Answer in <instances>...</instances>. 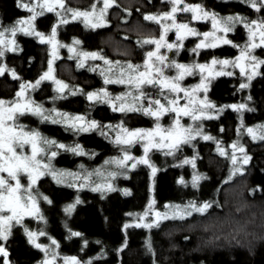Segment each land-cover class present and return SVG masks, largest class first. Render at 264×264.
Here are the masks:
<instances>
[{"label":"trees","instance_id":"obj_1","mask_svg":"<svg viewBox=\"0 0 264 264\" xmlns=\"http://www.w3.org/2000/svg\"><path fill=\"white\" fill-rule=\"evenodd\" d=\"M95 1L65 0V4L73 9L86 10ZM19 2L0 0V26L8 27L16 20L29 16L26 9L17 7ZM185 3L201 4L221 17L238 14L253 20L264 16V9L256 12L243 0H185ZM168 7V0H116L109 9L105 27L92 29L81 21H69L59 25V38L67 44L79 40L83 51L99 53L113 62L143 64L146 53L155 46L139 42L157 39L161 34L160 25L145 20L144 16L158 14L157 11L164 9L168 11ZM57 22L55 13H45L36 19L35 27L47 34ZM193 24L198 29V22ZM227 38L235 45H243L247 40V30L243 24H238ZM14 39L18 50L7 51L0 58V66L16 73V78L7 70L0 76V99L4 100L15 99L22 83L36 82L47 70L51 54L48 44L42 43L36 36L18 32ZM198 39H186L178 55L175 49H164L161 54L167 55L169 61L184 64L210 63L213 58L234 60L240 54V48L232 45L200 49L199 54L193 53L191 49ZM254 55L264 59V48L256 49ZM78 63L76 57L66 53L56 62L58 78L73 90H83L82 93L78 91L76 95H69L66 89L63 95L67 99L56 100L59 112L84 115L102 125H116L123 121L129 129L154 127V119L142 113L126 115L112 111L108 104L89 101L86 94L101 88H106L113 96L129 89L122 84H104V77L100 74L106 67L104 60L89 59L84 67H78ZM91 68L97 70L90 71ZM229 70L233 75L215 77L206 93L208 100L216 106L214 112L218 113V118L202 121L203 134L215 139L204 140L198 136L191 144L184 145L173 160L155 151L152 155L158 169L155 176L149 166H140L126 175L114 166L109 171L117 172L115 177H109L108 171L101 179L99 175H93L92 182L107 178L115 191L69 187L68 184L57 183L50 176L41 180L39 186L52 203L46 200L40 202L44 222L37 229L43 228L46 235L57 242L59 254L77 257L84 264L87 261L91 264H264V141L253 140L246 131L248 127L264 125V65L258 70L261 75L243 90L240 84L249 83L247 77L241 75L238 68ZM165 73L175 75V69ZM199 78L197 74L188 76L184 81L185 84L196 83ZM144 90L151 93V98L159 96L158 89L151 86H146ZM52 91L50 84L43 82L34 92V99L49 103ZM240 103H246L252 111L237 112L224 108L225 105ZM222 108L223 111H220ZM172 119L173 114H167L161 123L168 126ZM22 121L58 143L69 146L79 144L87 153L79 155L60 150L55 157L58 169L70 172L108 170L106 167L110 168V164L105 162L121 153L120 147L113 143L114 131L108 128H104L107 136L100 135L98 131L76 134L65 130L62 124L41 122L40 118L35 120L28 115L22 116ZM182 123H188V120L183 119ZM237 141L245 147L251 160L244 166L243 174L229 180L233 167L230 159L217 151V142L226 150ZM194 156L195 169L182 163ZM194 174L206 177L199 181L197 187L192 185ZM181 178L185 184L179 182ZM77 199L81 203L71 212H65V208ZM189 201L214 203L204 215L194 213L185 220H164L159 227L151 229L134 226V219L141 217L149 204L164 210L166 205H185ZM125 225L133 226L125 228ZM25 227L31 230L37 224L32 219L25 220L12 229V234L5 241L12 264H38L44 256L41 249L29 243ZM71 232L82 235L71 236ZM0 264H4L3 257H0Z\"/></svg>","mask_w":264,"mask_h":264},{"label":"snow or ice","instance_id":"obj_2","mask_svg":"<svg viewBox=\"0 0 264 264\" xmlns=\"http://www.w3.org/2000/svg\"><path fill=\"white\" fill-rule=\"evenodd\" d=\"M243 2L256 12L264 9V0H243ZM115 3L116 0H103V7L99 9H97L96 4H92L90 10L80 11L79 9L67 7L65 0H28V2L20 0L17 7L26 9L30 15L26 19L16 20L13 25L8 27L0 26V58L4 57L7 51L15 52L18 50V45L14 39L18 32L36 36L42 43L47 42L53 47V60L49 61L48 71L40 76L34 84L31 82L22 83L20 90L15 94V99H0V241H7L12 234L14 225L22 224L25 216L44 219L38 206L39 194H34V188L42 177L51 176L57 183L61 184L65 183L68 177H71L73 181L83 179L85 183L81 184L80 187H85L94 174L103 175L100 170H95L81 177L79 173L56 169L52 161L60 150L70 151L79 155H86L87 153L79 144L69 146L58 143L54 139L43 136L36 129H29L27 125L19 123V117L31 114L39 117L41 122L62 124L65 130L76 134L98 131L100 135L107 136L108 133L104 131V128L115 131L113 143L120 147L121 155L111 158L105 163L115 164L119 169L125 171L128 169L130 161L132 162V169H135L140 164L147 165L151 168L152 175L155 176L158 169L149 159V153L153 150L162 151L165 156H174L181 150L182 146L191 144L198 136L204 140L215 139L210 135L203 134L202 124L205 119L218 118L209 114V111L216 107L208 101L206 95L211 79L218 76L233 75V72L224 70L228 65H231L233 68H239L241 75L247 76L249 83L240 84V89L243 90L250 87V82L256 76L261 75L258 69L261 65H264V59L254 55V51L258 48H264V16L253 20L238 14L221 17L218 13L207 10L201 4H186L185 0H168V3L171 4L170 11L144 16L145 20L160 25L161 34L158 39L149 38L139 42L155 46L153 51L146 53V59L143 64H133L131 62L121 64L120 61L113 62L96 52H77L74 47L59 45L60 47H68L69 51L79 58L78 67H84L88 59L104 60L106 67L100 73L104 77V84H122L129 89L113 96L106 88H101L86 94L89 101L108 104L112 111L126 115L128 113H142L154 119V127L129 129L124 126L123 121L116 125H102L94 119L89 120L84 115H72L66 112H59L56 109H45L42 104L26 98L28 89L35 90L45 80H53L57 85V92L61 95L54 97V99H67L63 95L65 89H68L69 95H76L78 91L82 93V89L73 90L63 81L57 80L53 75L54 68L52 63L58 58L56 55L58 46L56 27L69 23V20L65 18L67 14H71L72 20H82L86 27L92 29L105 27L108 9ZM58 9L62 11H58ZM46 12L55 13L59 18L57 25L52 28L48 37H45L44 33L37 31L34 23L37 17L44 16ZM178 13H190L191 21H210L211 31L201 33L190 26L191 21L178 22ZM238 24H243L247 30V40L243 45H235L232 40L227 38L228 33L234 32ZM173 31L175 32L176 42L169 43L167 37ZM218 33L222 35H217ZM6 34L13 37V39H8ZM188 37H202L199 43L191 49L196 54H199L200 49L216 48L221 45L239 47L240 54L235 60L231 61L213 58L210 64L178 63L176 60L169 61L167 55L161 54V49H167L168 51L175 49L178 55L179 51L184 47L183 41ZM73 43L79 45L81 41L74 40ZM217 64L221 65V69L214 71ZM166 69H175V75H166ZM6 70L11 71L13 78H16L15 70L6 69L5 66H0V76H3ZM96 70V68L90 69V71ZM197 74L200 76L198 84L191 87L181 86V82L186 77ZM146 86L158 89L157 94L165 103H162L161 99L151 98V93L144 90ZM165 91H167V95H165ZM200 92L205 93L203 99L199 98L198 94ZM181 93H183V96L180 95ZM181 99H185L186 103L180 104ZM248 99L251 100V96ZM145 102H147V106H145ZM224 108H231L237 112L252 111L246 103L225 105ZM220 111H223V108ZM167 114H173V119L166 127L161 123V120ZM182 117H189L192 123L185 126L181 122ZM241 126L243 127V121H241ZM246 131L253 140L264 141V125H257L254 128L248 127ZM136 144H142L143 146L144 154L139 158L130 154V148ZM53 147L56 150H52ZM26 148L30 149V151H25ZM231 149L232 152L229 154L220 145V142H217L219 154L227 156L233 165L229 180L237 174H243L244 165H247L251 160V156L247 154L245 147L239 141L232 143ZM237 153H240V156H237ZM45 158H47V162H45ZM182 163L190 164L195 169L196 157L184 159ZM117 174V172L113 171L109 172L108 176L115 177ZM22 176H26V184L21 183ZM201 179H206V177L194 174L192 185L197 187ZM179 182L181 184L186 183L183 178ZM225 182L227 183V181ZM68 186L75 187L76 185L69 182ZM92 190L115 191L112 184L108 182L96 184ZM43 199L48 201V203H52L47 196H43ZM79 203L81 201L77 199L74 204L65 208V212H71ZM213 203L205 201L198 204L195 201H189L185 205H166L165 207L170 211L163 213L156 211L152 222L138 223L134 226L151 229L159 227L164 220H185L193 216L194 213L204 215L213 207ZM217 206L219 205L217 204ZM152 207L153 205L149 204L148 210L143 213V217H140V219L148 217L152 212ZM130 226L133 225H125V228ZM24 231L29 243L35 248L41 249L45 254V258L40 261V264H57L59 256V253L55 250L58 247L57 242L55 240L52 241L54 247L50 251L48 246L37 242L39 236L46 235L44 231H30L26 227ZM81 235L79 232H71V236ZM148 247L151 249L150 242ZM9 255L8 249L0 243V257L4 258V264H11L8 259ZM63 260L65 264H81V261L74 256L63 257ZM85 264H91V261H87Z\"/></svg>","mask_w":264,"mask_h":264},{"label":"rangeland","instance_id":"obj_3","mask_svg":"<svg viewBox=\"0 0 264 264\" xmlns=\"http://www.w3.org/2000/svg\"><path fill=\"white\" fill-rule=\"evenodd\" d=\"M94 4H96V7H97V9H99V8H101V7H103V0H99V2H98V0H96L95 2H94ZM110 9V8H109ZM109 9H108V12H109ZM170 9H171V4H170V7H168V11H170ZM80 10V9H79ZM86 10H90V8L89 9H86ZM86 10H80V11H86ZM58 11H62V10H60V9H58ZM108 12H107V14H106V22L108 23V20H107V16H108ZM159 12L160 13H163V12H167V10H162V11H157L156 13H158L159 14ZM47 13V12H46ZM29 15H30V13H29ZM56 15V14H55ZM57 17V16H56ZM27 18V17H26ZM26 18H24V19H26ZM38 18V17H37ZM65 18L66 19H68L69 21H81L82 22V20H72L71 19V14H67L66 16H65ZM57 19H59L58 17H57ZM177 21L178 22H189V21H191V14L190 13H178L177 14ZM195 22H198V29H197V26H194V24L193 23H195ZM35 23V22H34ZM83 23V22H82ZM106 23V24H107ZM206 24V25H205ZM210 24V25H209ZM57 25V24H56ZM55 25V26H56ZM85 25V24H84ZM190 26L191 27H194V28H196L199 32H206V31H211V23H210V21H208V22H205V21H191V23H190ZM87 28H90V27H87ZM204 28H207V29H205L204 30ZM56 31H57V36H56V41L58 42V46H57V48H56V55H57V59H55L54 61H53V63H52V67L54 68V73H53V75L55 76V78L57 79V80H61L60 78H58V76L56 75V68H55V65H56V62L62 57V55L63 54H67L68 56H71V57H76L75 56V54L74 53H72V52H70L69 51V49H68V47H60L59 45H68V46H71V47H74V48H76V51L77 52H86V51H83V49L82 48H80V46L79 45H75L73 42L72 43H69V44H67V43H64L63 41H61L60 40V38H59V26L58 27H56ZM50 34H51V31L49 32V33H47V34H44L45 35V37H48V36H50ZM217 35H222L221 33H218ZM38 38V37H37ZM188 38H197V37H188ZM187 38V39H188ZM199 39H198V43H199V41H200V39L202 38V37H198ZM8 39H13V37H9ZM39 39V38H38ZM158 39V38H157ZM167 39H168V42L169 43H173V42H176V37H175V32L173 31V32H170L169 34H168V37H167ZM40 40V39H39ZM186 40V39H185ZM185 40L183 41V43L185 42ZM41 41V40H40ZM44 43H46V44H48V46L50 47V52H51V54H50V60L49 61H52L53 60V47H52V45L51 44H49V43H47V42H44ZM154 49H155V47H154ZM153 49V50H154ZM152 50V51H153ZM164 49H161V52L163 51ZM182 50V49H181ZM239 56V55H238ZM77 59H78V61H79V58L78 57H76ZM89 60V59H88ZM235 60V59H234ZM231 61V60H230ZM211 63V62H210ZM210 63H207V64H210ZM247 63V62H246ZM188 64H191V63H188ZM48 66H49V64H48ZM229 68H231V69H233V67L231 66V65H228L224 70L225 71H230L229 70ZM221 69V65H219V64H217L216 66H215V68H214V71H219ZM239 69V68H238ZM141 70H143V69H141ZM240 70V69H239ZM259 70V69H258ZM46 71H48V68H47V70ZM45 71V72H46ZM166 71H168L169 72V69L168 70H166ZM44 72V73H45ZM166 75H169V76H172V74H169V73H165ZM174 75V74H173ZM195 76V75H194ZM246 76V75H245ZM247 77V76H246ZM185 79H187V77L185 78ZM184 79V80H185ZM211 79V78H210ZM182 81L181 82V86L182 87H191V86H193V85H196V84H198L199 82H200V78L198 79V81L195 83V81H193V83L192 82H190L189 84H185V81ZM62 81V80H61ZM211 81H212V79H211ZM43 82H47L48 84H50V86H51V88H52V97L49 99V103L48 102H44V101H36L35 99H34V92L39 88V87H41V84L43 83ZM35 83V82H34ZM33 83V84H34ZM65 83V82H64ZM211 83V82H210ZM41 84L35 89V90H32V89H28L27 90V93H26V98H30V99H32V100H34L35 102H37V103H39V104H42L43 105V107L45 108V109H56V107H57V105H56V100H58V98H56V99H54V97H58L59 95H61L60 93H58L57 92V85H56V83L53 81V80H45V81H42L41 82ZM66 84V83H65ZM65 91H66V89H65ZM64 91V92H65ZM166 92V91H165ZM167 93V92H166ZM165 93V95H167ZM181 96H183V93H181L180 94ZM199 98L200 99H203L204 98V96H205V93H203V92H200L199 94ZM153 99H161V98H159V96L158 97H155V98H153ZM209 101V100H208ZM161 102L162 103H165V101L163 100V99H161ZM210 102V101H209ZM184 103H186V100L185 99H181L180 100V104H184ZM49 104V105H48ZM57 110V109H56ZM58 111V110H57ZM215 111V109H212V110H210L209 111V114L210 115H212V116H214V117H216L217 115H218V113L216 112H214ZM31 116L32 118H34L35 120H38L39 119V117H37V116H34V115H31V114H26V115H24V116ZM183 119H187L188 120V123H182V124H184L185 126H187V125H189V124H191L192 123V121H191V119L189 118V117H182V120ZM182 120H181V122H182ZM19 123H21V124H23V125H27L28 126V128L29 129H36V130H38L37 128H33V127H31L30 125H28L27 123H25V122H23L22 121V116L21 117H19ZM165 126V125H164ZM167 127V126H166ZM39 131V130H38ZM40 132V131H39ZM41 133V132H40ZM44 136V135H43ZM114 139H115V131H114ZM232 144V143H231ZM231 144H230V146H229V149H227L226 148V151L229 153V151H230V154H231V152H232V149H231ZM117 147H119V146H117ZM182 148H183V146H182ZM181 148V149H182ZM225 149V148H224ZM52 150H56L54 147H53V149ZM25 151H30V149H28V148H26L25 149ZM155 151H158V150H153L152 152H150L149 153V159H150V162L152 163V164H155L154 163V161L152 160L153 159V157H152V155H153V153L155 152ZM158 152H160L162 155H164L163 154V152L162 151H158ZM179 152V151H178ZM177 152V153H178ZM176 153V154H177ZM130 154L131 155H133L134 157H137V158H139V157H141V156H143V154H144V152H143V146H142V144H136V145H134V146H132L131 148H130ZM175 154V155H176ZM120 155H121V153H120ZM175 155L174 156H167V157H169L171 160H173V158L175 157ZM237 156H240V153H237ZM231 161V160H230ZM45 162H47V158H45ZM131 161L129 162V167H128V169L125 171V170H122V169H120V172L121 173H123L124 175H126V174H128V172L130 171V170H134V169H132L131 168ZM52 164H53V166L56 168V169H58L57 168V165H56V162H55V159L52 161ZM232 165V164H231ZM114 166H117V165H115V164H110V168H108V166L106 167V169H108V170H104L103 168H100L99 170L102 172V170H103V174L104 173H107V171H108V173L110 172L109 170L110 169H112V167H114ZM140 166H147V165H143V164H140V165H138L135 169H137L138 167H140ZM245 166V165H244ZM232 167H233V165H232ZM105 168V167H104ZM233 169V168H232ZM62 170V169H61ZM74 173H79L80 175H81V177H83L84 175H86L87 173H88V171L87 172H84V170H77V171H75ZM47 177H49V176H44V177H42L39 181H38V183H37V185L35 186V188H34V194H39L38 195V206H39V209H40V202L41 201H43L44 199H43V196H45L44 195V193L42 192V189H41V187L39 186V183L41 182V180L42 179H45V178H47ZM51 177V176H50ZM52 178V177H51ZM92 178H94V176H92L91 177V180H90V182H88V184H87V186H85V187H80V185L81 184H84L85 183V181L83 180V179H80V180H78V181H73L72 180V178L71 177H68L67 179H66V181H65V184H68L69 182H71V183H74L76 186L75 187H77V188H91V189H93L94 187H95V185L96 184H100V183H105V182H108V183H110V181L106 178V179H103V180H100V181H97V182H92ZM98 178H102V176H98ZM26 182H27V178H26V176H22L21 177V183H25L26 184ZM74 204V203H73ZM156 211H159V212H161V213H163V212H167V211H170L168 208H165L164 210H159V209H155L154 208V206L152 207V212H151V214L148 216V217H145V218H143V219H140V217L136 220V219H134V221H135V223L136 224H138V223H150V222H152V220L155 218L154 217V213L156 212ZM40 214L42 215V213H41V209H40ZM142 216L141 217H143V214H141ZM27 219H32V220H34L35 221V223L37 224V227L36 228H34V229H31L30 231H35V232H39V231H44L45 232V230L43 229V228H41V229H37L38 227H39V225H40V223L42 224L43 222H44V219L43 220H41V219H39L38 217H34V216H25L24 217V219H23V223H24V221L25 220H27ZM22 223V224H23ZM21 225V224H20ZM16 226H18V225H14V227H16ZM13 227V228H14ZM41 227V226H40ZM29 230V229H28ZM46 233V232H45ZM52 241H53V239L51 238V237H49L48 235H44V236H39L38 237V240H37V242L38 243H40V244H42V245H45V246H48L49 247V250L51 251L52 250V248L54 247L53 245H52ZM0 243H2L5 247H6V245H5V241H0ZM55 250L58 252V250H57V248H55ZM59 253V252H58ZM43 254H44V252H43ZM63 257H73V256H66V255H61V254H59V256H58V259H57V264H65V262H64V260H63ZM45 258V254H44V256H43V258L41 259V260H43ZM40 260V261H41ZM40 261L38 262V264H40ZM81 264H84V263H82L81 262Z\"/></svg>","mask_w":264,"mask_h":264},{"label":"water","instance_id":"obj_4","mask_svg":"<svg viewBox=\"0 0 264 264\" xmlns=\"http://www.w3.org/2000/svg\"><path fill=\"white\" fill-rule=\"evenodd\" d=\"M8 259H9V257H8ZM9 261H10V259H9ZM12 264V263H11Z\"/></svg>","mask_w":264,"mask_h":264}]
</instances>
